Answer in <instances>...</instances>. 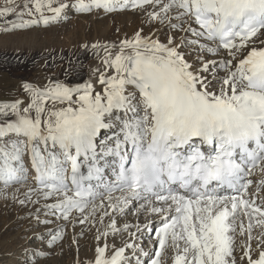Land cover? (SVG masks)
Masks as SVG:
<instances>
[{"label": "snow or ice", "instance_id": "snow-or-ice-1", "mask_svg": "<svg viewBox=\"0 0 264 264\" xmlns=\"http://www.w3.org/2000/svg\"><path fill=\"white\" fill-rule=\"evenodd\" d=\"M52 5L53 0H31L29 7L25 0L17 10L14 0H7L0 15L17 17L5 21L12 28L47 25L69 7ZM129 5L145 10L149 23L167 27V43L136 32L118 46L91 45L104 68L92 70L102 91L91 80L71 86L54 81L43 88L25 83L26 107L20 100L0 104V182L7 187L26 179L22 156L27 151L42 187L25 195L29 200L32 192L46 201L56 197L44 204L46 216L68 220L76 211L83 224L104 209L102 223L109 216L106 209L123 214L140 200L145 203L136 213L162 216L155 255L139 249L148 257L143 264H161L169 240L177 250L172 264H237L233 234H247L240 261L264 264V0H75L71 7L107 13ZM45 8L53 15L45 16ZM34 13L39 19H23ZM178 32L184 34L179 42ZM257 42L262 46H254ZM184 47L197 50L199 67L185 58ZM221 49L226 56L219 60L201 55ZM242 50L247 55L238 59ZM106 169L114 180H105ZM257 169L261 176L248 198L254 183L248 177ZM101 187L104 192H97ZM225 189L234 194L221 195ZM254 226L262 230L256 257ZM108 227L120 231L114 219ZM130 227L125 224L124 230ZM49 235L51 245L62 233ZM107 235H97L95 257L88 264H132L125 251L138 246L113 245L109 255L107 242L99 245ZM136 264H142L139 258Z\"/></svg>", "mask_w": 264, "mask_h": 264}, {"label": "rangeland", "instance_id": "rangeland-1", "mask_svg": "<svg viewBox=\"0 0 264 264\" xmlns=\"http://www.w3.org/2000/svg\"><path fill=\"white\" fill-rule=\"evenodd\" d=\"M28 2L29 7H31V0H28ZM14 3L18 6L17 10H19L24 7L25 0H14ZM61 3L68 4L69 7L62 10L61 19L50 22L47 25L38 23L26 28H12L11 23L6 24L5 21H16L17 17L13 13L0 15V104L12 103L16 100H20L23 102V106L26 107L30 102V98L29 94L24 90L23 86L25 83L43 88L54 81H59L71 86L89 80L88 65L97 58L96 53H94L93 50L92 52L95 54L93 55L91 51L85 48L84 50L87 51H84L85 53H79L80 51H77L78 54H74L71 50L73 45L75 46V38L79 36L82 38L79 40L84 41V35L89 34L94 23L99 25L107 22L106 18L109 12L106 13L105 11H100L95 8L90 12H79L74 7H71V5L75 3V0H53L52 6L58 7ZM6 6L7 0H0V10ZM148 10L152 11V8ZM129 12H131L130 14H132L135 19L132 20L130 26L124 22V25L120 27L123 31V35L131 34L134 36L136 32H141L142 35L146 33L145 36L157 34L156 27L153 28L152 22L149 23L145 10L137 8L136 10L130 11L128 6L126 8L117 9L115 13L117 17H121L124 15L127 16ZM44 13L45 16L53 15V13L49 12L46 8L44 9ZM37 14L38 13H34L31 17L25 15L23 19H39V16L36 17ZM5 28L11 30L5 31ZM112 28L115 31V24L112 25ZM158 28L159 31L164 34V37L167 38L168 34H170L167 31L169 29L166 27L163 28L161 25H159ZM81 30H84V32ZM180 34L181 33L178 32L176 38H179ZM112 35L115 37L117 36L116 32H113ZM93 37L94 36H91L90 41L93 40ZM42 47H44V49ZM182 51L184 53L187 51L190 63L194 66L200 65V61L197 59V50L195 48L184 47ZM89 52L91 54H89ZM201 55H203L205 59L210 58L207 57L206 52L201 53ZM100 56H103V54L100 53ZM212 57L216 58L217 54L212 55ZM217 72L219 75V72L223 73L224 71L217 69ZM209 76L211 77L210 74ZM11 119H15V117H11ZM3 122L4 117L0 116V123ZM29 183L30 181L25 179L19 184L7 187L0 186V264H76L79 260L78 258L83 259L84 256L91 253L90 251L93 250L92 247L95 242H97V235L104 232L110 233L108 223H106L105 220L101 223V215L89 217V220L83 224L80 223V220L83 219L81 213L74 216L73 212L68 220H64L63 218L57 219L56 216L52 215L46 216L45 213L47 210L41 205L42 202H48L51 199L46 201L40 196L41 200L40 197L39 199L35 198L33 193H31V200H29L25 195L29 192ZM21 200L24 201L23 204L19 203ZM32 200L38 202L32 203ZM104 203L106 205L107 201ZM136 208L137 207H134L133 210L129 212V215L133 216L137 214L135 213ZM37 209H40L39 213ZM87 212L86 210L84 215H88ZM111 214L117 219L121 217L120 213H118V215L117 213L115 214L114 211H112ZM153 217L154 219H150L148 222L150 228H143L145 229L144 231H147L146 234L148 237L146 242H144L142 238L141 245L139 244L141 247L145 244L142 248H146L147 246L146 252H149L152 256L155 255L154 251H152L154 249L152 246L157 243L155 230L162 226L163 219V217L160 218V215H155ZM45 219L50 220L51 223L45 224L40 222ZM73 219L75 220L74 222ZM57 231L62 233L61 238L49 245L48 241L51 239L49 233L51 232L52 235H55ZM103 238L105 237L101 236V239ZM116 240L117 238L114 237L111 243L118 246L117 242H115ZM108 242H110V240H108ZM170 242L169 240L168 246L161 255L162 258L160 257L161 263L163 262L162 264H169V260L170 262L171 259L173 261V253L177 254V250L171 247ZM89 247L91 248L89 249ZM157 247H159V242L157 243ZM40 253H42V255H40ZM134 254L135 253L130 256L135 257L136 255ZM139 256L140 255L137 257L142 264L148 259V257ZM73 261L76 262L74 263Z\"/></svg>", "mask_w": 264, "mask_h": 264}, {"label": "bare ground", "instance_id": "bare-ground-1", "mask_svg": "<svg viewBox=\"0 0 264 264\" xmlns=\"http://www.w3.org/2000/svg\"><path fill=\"white\" fill-rule=\"evenodd\" d=\"M151 7H149V8H147V10L148 9H150ZM117 11V10H116ZM116 11H113V12H109V14H108V17L106 18V20H107V22L106 23H104V24H99V25H96V23H94V25H93V27L90 29V31H89V34L88 35H84L85 37L83 38L84 39V41H82V40H79V39H82L81 37H76L75 38V46L73 45V44H71V43H68V44H71V45H73V47H72V50L71 51H73L72 53H77L78 54V52L79 53H85V52H87V51H85L84 50V47H83V45H88V49H86V50H88V51H93V49L91 48V45H93V44H101V45H106V44H116L117 46L119 45V42L121 41V40H123V39H125V37H127V38H129V39H131L132 38V36L133 35H127V34H122V29H120V27H122V25H124V22H126L127 23V25H129L130 26V24H131V22H132V20H134L135 18L133 17V15L132 14H130L131 12H129V13H127V16H121V17H117V14L115 13ZM149 11V10H148ZM66 12V11H65ZM68 12V11H67ZM63 13V12H62ZM45 14V13H44ZM65 14H67V13H65ZM116 14V15H115ZM126 14V13H125ZM37 16H39V14H37L36 15V17ZM61 16V15H60ZM137 17V16H136ZM112 18H114V19H112ZM144 18V17H143ZM58 19H61V17H59ZM147 19V18H146ZM143 20V19H142ZM57 21V20H56ZM136 21V20H135ZM142 23V22H141ZM147 23V22H146ZM113 24H115V31L113 30V28H112V25ZM135 24V23H134ZM143 24V23H142ZM138 25V24H137ZM148 25V24H147ZM152 25H153V28H155L156 27V35H152V36H150V37H152L153 39H159L161 42H163V43H167V38L166 37H164V34L163 33H161L160 31H159V23L158 22H152ZM139 26V25H138ZM150 26V25H149ZM127 27V26H126ZM140 27V26H139ZM138 27V28H139ZM162 27V26H161ZM118 28V29H117ZM128 28V27H127ZM133 28V27H132ZM164 28V27H163ZM167 28V27H166ZM120 29V30H119ZM137 29V28H136ZM85 30V29H84ZM84 30H81V31H83L84 32ZM146 30V29H145ZM153 30V29H152ZM161 30V29H160ZM126 31V30H125ZM132 31V30H131ZM134 31H136V30H134ZM168 31V33H170L169 32V30H167ZM166 31V32H167ZM61 32H63V31H61ZM113 32H116V34H117V36L115 37V36H113L112 34H113ZM119 32V33H118ZM146 32V31H145ZM151 32V31H150ZM154 32V31H153ZM163 32V31H162ZM56 33V32H55ZM124 33H126V32H124ZM128 33H129V30H128ZM133 33H135V32H133ZM148 34V33H147ZM154 34V33H153ZM144 35H146V33H144ZM168 35H170V34H168ZM184 34L183 33H181L180 35H179V38H176L177 39V42H179V40H180V37L181 36H183ZM91 36H94L93 37V40L92 41H90V38H91ZM176 36H177V33H176ZM203 42V41H202ZM64 43V42H63ZM34 46H36V45H34ZM254 46H256V47H260V46H262V45H260L259 44V42H257L256 43V45H254ZM37 47V46H36ZM35 47V48H36ZM43 49H44V47H42ZM46 48V47H45ZM56 48V47H55ZM83 50V51H82ZM185 50H187V49H185ZM190 50H192V49H190ZM16 51H17V49H16ZM15 51V52H16ZM70 51V50H69ZM78 51V52H77ZM85 51V52H84ZM181 51H182V49H181ZM189 51V50H188ZM94 53H96L95 51H93ZM92 52V53H93ZM186 53H185V58L189 61V58H188V53H187V51H185ZM191 52V51H190ZM17 53V52H16ZM93 53V55H95ZM101 54H105L103 51H101L100 52ZM71 54V53H70ZM89 54H91L90 52H89ZM245 55H247V50H242L240 53H238V59L239 58H242V56H245ZM92 56V55H91ZM222 56H226V52L225 51H220L219 53H217V57L216 58H214V57H212V54H209V53H207V57H210V58H208V60H213V59H215V60H219ZM102 57V56H101ZM94 59V58H93ZM190 63V62H189ZM89 75H88V79L89 80H91L92 82H93V86H94V88H95V90L96 91H102V88H101V86H100V84L97 82L98 81V76L97 75H93V69H96V68H100L101 69V71H103L104 70V68H103V65L101 64V60L99 59V58H96V59H94L89 65ZM196 67H199V65L198 66H196ZM109 71H111V70H109ZM214 71H217V69H215ZM225 73L223 72H219V76H223ZM209 75V74H208ZM209 78H211L210 76H209ZM217 90H218V85H217ZM109 135H111V134H109ZM24 155H25V157H28V152L27 151H25L24 152ZM31 171H32V166L31 165H26V172L29 174V177H31L32 175H31ZM260 176H261V173H260V171H259V169H257L255 172H254V174L251 176V179L254 181V182H256L259 178H260ZM29 181H30V183H29V185H30V188H32V189H36V186L32 183V180H33V178H29L28 179ZM253 187H254V190L250 193H247L248 194V198H251V196H252V193H254L255 191H256V183L255 184H253ZM27 191V190H26ZM14 192V191H13ZM28 192V191H27ZM19 193V192H18ZM26 193V192H25ZM33 193V195L35 196V198H38L39 199V197H40V195H38L36 192H32ZM261 195H264V189H262L261 190V193H260ZM114 195H120V194H114ZM33 199V198H32ZM40 199H41V197H40ZM55 199H56V197H52L51 198V200L50 201H48V202H42V205L41 206H44V204L45 203H53L54 201H55ZM36 200V199H35ZM34 200V201H35ZM42 200V199H41ZM33 201V200H32ZM97 205H99L100 204V197H98L97 199H96V202H95ZM135 203V207H139V205L141 204V203H145V201H143V200H140V201H136V202H134ZM257 203H259V200H257ZM229 207H230V205H229ZM129 208H131V211L133 210V205H129L128 206V208H125V210H124V213L122 214V213H120L119 212V210H117V211H115V214L117 213H120V218L119 219H117L113 214H111V212L113 211L112 209H106L108 212H109V216H106V217H104V219L103 220H105V222L106 223H108V225L112 222V220L114 219L115 221H116V228L117 229H119L120 231H118V232H116V233H113V231L110 229V228H108L109 230H110V233H108V236L107 237H105V238H103V239H101L100 241H99V245L100 246H103V244H104V242L106 241L107 242V244L109 245V250H108V254L110 255L111 254V252L113 251V248H112V246L114 245V244H112L111 243V240H113L114 239V237H116L117 238V240L115 241V242H117V245L118 246H115V247H123L124 246V244L125 243H132V244H135V245H137L138 247H137V249L136 250H133V249H126V256L128 257V258H130L131 259V261H132V264H136L135 262H136V259L138 258L137 256L138 255H140L139 257H143V255H141V253H140V251H139V249L140 248H142L140 245V243L142 242V238H143V241L144 242H146V240H147V231H144L145 229H143V228H145V225H147V227H148V229L150 228L149 227V225H148V222H149V220L150 219H154V217L153 216H155V215H159V214H156V213H152V214H149V213H147L146 211H140L139 213H137V214H134L133 216H131V215H129V212H131V211H129ZM104 209H101L100 211H97L96 212V217L97 216H100L101 214H102V211H103ZM74 213H73V215L74 216H76V215H78L79 214V212H76V211H73ZM88 213V212H87ZM136 213V212H135ZM82 215V214H81ZM87 215V214H86ZM119 215V214H118ZM172 215H174V213H172ZM89 217H93V216H89ZM95 217V216H94ZM162 216H160V218H161ZM75 219V218H74ZM73 219V222L75 221ZM93 219V218H92ZM137 219V220H136ZM77 220V219H76ZM90 220H91V218H90ZM98 220V219H97ZM118 222V223H117ZM140 222V223H139ZM72 223V222H71ZM77 223V222H76ZM243 223H244V225H245V227H246V221H244L243 220ZM73 224V223H72ZM75 224V223H74ZM125 224H128V225H131L132 227H130L127 231H125L124 230V225ZM70 225V224H69ZM139 226V228H140V231H137V227L136 226ZM70 229V228H69ZM143 229V230H142ZM108 231V230H107ZM262 230L259 228V227H256V226H254L253 227V232H252V235H253V240L251 241V245H252V255L254 256V257H256L257 256V254H258V251H259V249L257 248V244L259 243V240H260V232H261ZM129 233H135L136 235H135V237H133V236H130V234ZM233 235H235V237H236V239H235V246H234V248H235V256H236V258H237V264H247V260L245 259L244 261H240V256L242 255V251H243V246H242V244H241V241L242 240H246V235L247 234H245V236L244 237H240L239 235H237V234H233ZM108 240H110V242H108ZM96 241V240H95ZM114 242V243H115ZM93 243V242H92ZM140 244V245H139ZM182 244V243H181ZM93 245V244H92ZM91 245V246H92ZM150 245V244H149ZM152 245V244H151ZM98 246V241L97 242H95V244H94V246L92 247V251H90L91 253H86L87 255L86 256H84L83 257V259H81V258H78L79 260L77 261V263L76 264H88V262L89 261H92L93 259H94V257H95V249H96V247ZM170 246V245H169ZM262 247H264V246H262ZM91 247H89V249H90ZM145 252H146V250H147V246H146V248L144 247V248H142ZM176 251V250H175ZM133 253H135L134 255H136L135 257H131L130 255H132ZM176 254V253H175ZM167 257H168V255H167ZM162 258V257H161ZM71 260H73V259H71ZM142 260V259H141ZM162 260H164V259H162ZM74 262V261H73ZM76 262V261H75ZM74 262V263H75ZM163 263V262H162ZM161 263V264H162ZM169 264H172V259H171V262H170V260H169Z\"/></svg>", "mask_w": 264, "mask_h": 264}]
</instances>
